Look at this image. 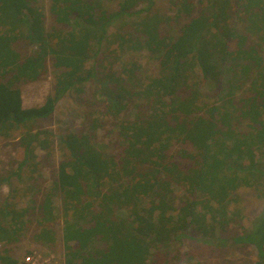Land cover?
I'll use <instances>...</instances> for the list:
<instances>
[{
	"label": "trees",
	"instance_id": "16d2710c",
	"mask_svg": "<svg viewBox=\"0 0 264 264\" xmlns=\"http://www.w3.org/2000/svg\"><path fill=\"white\" fill-rule=\"evenodd\" d=\"M37 2L0 0V139L18 137L16 175L37 165L36 150L61 157L33 203L35 240L53 244L60 218L65 264H215L169 250L180 239L250 246L264 264V212L245 229L239 207V190L264 194V0H117L115 11L49 0L50 30ZM141 51L156 73L132 59ZM48 71L52 92L23 108L20 85ZM92 81L118 155L97 141L95 110L87 126L39 128ZM25 213L0 210V242L17 240Z\"/></svg>",
	"mask_w": 264,
	"mask_h": 264
},
{
	"label": "rangeland",
	"instance_id": "374dc122",
	"mask_svg": "<svg viewBox=\"0 0 264 264\" xmlns=\"http://www.w3.org/2000/svg\"><path fill=\"white\" fill-rule=\"evenodd\" d=\"M100 1L104 8L110 11L118 9L117 0ZM48 4L49 0H38L36 6L45 14V28L50 30L51 21L48 17ZM156 5L161 9L162 13L166 11L164 1H158ZM143 6H145L144 3L141 7ZM170 14L166 12V15ZM131 57L141 64L144 75L156 73L158 62L154 59L152 60L147 52H136ZM118 68H114L115 75L120 74V66ZM52 83V73L48 71L37 82L21 84L19 88L23 108L41 106L47 95L53 90ZM203 87L205 92H209L207 91L209 89L211 90L208 84ZM83 91V94L72 92L64 95L57 103L50 119L40 121L39 128L50 130L56 134L66 127L62 125L66 118L68 119V129L72 130L76 127H81L82 124L87 126L89 124L88 121H90L89 113L95 110L96 114L93 117L100 118V122L104 126L96 131L97 141L107 144L108 150H112L115 155H118L119 149L116 143H113L115 136L107 132V129L110 128L109 123L102 117L103 104L101 106L98 98L94 95L95 82L87 83ZM133 114L134 110L130 107L121 117L129 115L132 118ZM21 154L22 151L18 147V137L13 136V138H8L7 140L0 139V210L7 205L17 211H23V209L29 211V213L21 216L24 226L20 229L17 240L12 243L0 242L2 245L0 254L6 253L8 250L10 257L19 264L24 262L26 257L31 260L29 264H65L64 246L61 240L62 222L60 218L51 227L55 230L56 240L53 244L45 246L42 242H37L33 237L34 231L40 229L37 226V213L33 212V203L39 201L40 194L48 189L52 179L55 178L56 166L61 159L60 151L57 146L50 152V155H46V152L41 150H36V160L33 161V164L37 163V165L34 168H32L33 166L24 167L19 175H16L15 172H17V164L21 160ZM175 188L177 187L175 186ZM259 192L255 191L254 188L239 190V207L242 208L241 225L245 229L250 226L252 220L264 212V194L260 195ZM262 192L264 193L263 190ZM177 193L178 196L184 194L182 191ZM59 206L60 204L56 199V213L58 216ZM121 214L123 216V212H119L120 216ZM169 250H177L181 255L185 252H190L194 257L192 262L205 260L215 264H252L256 260V250L253 247L230 246L228 243L226 247L221 249L216 247V245L207 246L197 241L190 242L187 239H180L178 242L175 241ZM169 264L182 263L174 260Z\"/></svg>",
	"mask_w": 264,
	"mask_h": 264
},
{
	"label": "built area",
	"instance_id": "2783aa9c",
	"mask_svg": "<svg viewBox=\"0 0 264 264\" xmlns=\"http://www.w3.org/2000/svg\"><path fill=\"white\" fill-rule=\"evenodd\" d=\"M2 249V245L0 244V250ZM31 262L30 258L29 257H26L24 259V262H21L20 264H29ZM19 264V263H17Z\"/></svg>",
	"mask_w": 264,
	"mask_h": 264
}]
</instances>
